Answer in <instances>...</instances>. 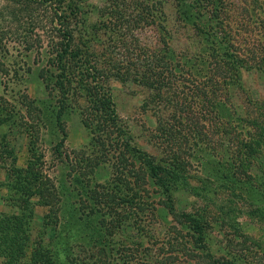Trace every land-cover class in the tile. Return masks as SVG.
<instances>
[{"label": "rangeland", "instance_id": "1", "mask_svg": "<svg viewBox=\"0 0 264 264\" xmlns=\"http://www.w3.org/2000/svg\"><path fill=\"white\" fill-rule=\"evenodd\" d=\"M102 1L0 0V264H264V0H178L199 12L194 28L187 6L167 0L184 71L208 63L217 16L246 58L231 83L228 69L213 71L226 116L185 113L181 125L170 117L175 127L142 108L144 86L106 75L112 110L139 150L106 130L111 111L82 87L54 84L58 9L79 35ZM93 50L102 70L129 53L123 39ZM199 120L203 128L189 125ZM139 151L159 167L149 170Z\"/></svg>", "mask_w": 264, "mask_h": 264}, {"label": "trees", "instance_id": "2", "mask_svg": "<svg viewBox=\"0 0 264 264\" xmlns=\"http://www.w3.org/2000/svg\"><path fill=\"white\" fill-rule=\"evenodd\" d=\"M102 2L101 7L97 9L100 14H97L98 23L93 25L95 31L92 26L89 32H81L82 35H77L69 27L68 19L65 17L67 15H64L61 7L58 9L56 22L58 21L60 26V39L58 43L54 41L56 49L54 60L56 59L60 71L56 75L54 84L58 83L62 89L70 80L69 86L75 83L82 87L85 94L92 97L93 106L106 112L111 111L113 120L106 130L110 128L115 131L119 139L124 141V145L135 150L139 149L130 142L128 130L118 123V117L112 110L109 89L105 83L106 75L119 79L130 78L131 81L144 86L148 92L143 100L142 108L151 110L154 107L153 111L159 113L160 119L173 127L175 123L183 124L184 119L181 114L185 113L190 116L215 118L227 115L230 99L228 96H223L216 88V82L220 77L213 71L216 67L228 69L225 83H231L233 71L239 72L243 68V60L246 57L241 50H237L238 45H234L235 38L232 36L230 26L221 17L217 16L215 20L219 31L214 29L211 31V24H208L209 29L206 31V34L211 36V39H208V53L212 55L208 57V63L205 62V65L201 66L199 64L194 70L186 72L184 70L187 60H184L181 56L183 54H178L180 52L175 51L169 43L170 35L165 25L164 11L167 0H103ZM177 2L180 12L185 8L184 6L188 5L178 0ZM187 8L189 12L186 13V17H183L184 20L192 21V28L197 27L196 23L200 20L197 19L199 12H193L192 7L187 6ZM67 9L71 11V14L73 12V16H76V11L81 12L76 3L69 5ZM227 27L229 28L225 29ZM220 33L222 36L218 37ZM104 36L107 37L105 42ZM121 39L129 50L128 56L123 59L117 58L119 62H108V66L102 70L97 65L94 55L92 56L95 42L116 45ZM72 68L76 69V74L68 77L66 70H72ZM113 68H116L115 71ZM65 71L66 76L63 75ZM62 92L63 98L67 96L65 91L62 90ZM178 104L188 106L181 107ZM216 106L224 110H217ZM165 111L168 112L166 118L162 115ZM170 117L175 123L169 122ZM200 122L201 120L191 122L189 125L195 129L203 128ZM139 152L149 162V170L159 167L158 162L150 154Z\"/></svg>", "mask_w": 264, "mask_h": 264}]
</instances>
